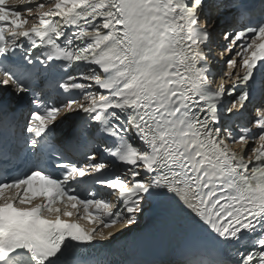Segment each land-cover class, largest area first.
<instances>
[{"label": "snow or ice", "instance_id": "1", "mask_svg": "<svg viewBox=\"0 0 264 264\" xmlns=\"http://www.w3.org/2000/svg\"><path fill=\"white\" fill-rule=\"evenodd\" d=\"M0 264H264V0H0Z\"/></svg>", "mask_w": 264, "mask_h": 264}]
</instances>
